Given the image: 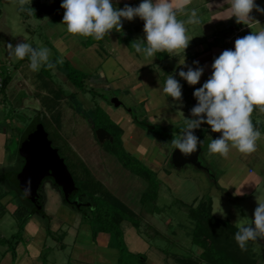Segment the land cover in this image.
Instances as JSON below:
<instances>
[{
  "label": "rangeland",
  "instance_id": "rangeland-1",
  "mask_svg": "<svg viewBox=\"0 0 264 264\" xmlns=\"http://www.w3.org/2000/svg\"><path fill=\"white\" fill-rule=\"evenodd\" d=\"M111 2L114 8L119 10L122 9L125 4L137 7L142 0H132L129 3L113 0H111ZM197 2L198 0H192L187 10L177 13V19L187 20L188 10H191L192 6L197 4ZM43 4L45 7H49L48 3ZM259 5L261 8H264V0H259ZM29 6L31 9L35 8L31 2ZM27 8L28 6L26 5L25 11H21L18 0H0V62L3 65L2 69L4 74L10 75V81L6 88L7 96L5 100L0 102V112L4 114L6 119L20 123V125L23 124V127H19L18 129L20 132L35 115H40L43 126L52 141V146L58 149L60 156L64 158L69 170L74 174L76 179H74V182L76 181L77 183L76 187H80L78 183L81 181L79 177L82 173L79 174V172L83 171L81 170L82 164L76 161L75 165L78 170L72 167V161H75V157L72 153H67L65 148L61 146V144H63L67 149L70 148L66 141L69 136L72 137L70 141L72 146L80 153L84 160L87 161V165L90 166L89 169H91L95 175L97 174L105 177L107 182L106 185L113 189L119 197L129 203L136 211L139 209L138 198L139 196L141 197L139 194L144 186H146V182L143 178L137 179L125 170L120 172L117 168L112 166L111 163L106 162L103 149L101 146L99 147L94 138H92L93 135L92 132L87 129L88 126L85 127L84 123H82L83 120L89 119L91 115L90 111L100 107V109L105 112L102 115L103 122L109 123L112 121L114 123L115 120H112L115 114L114 112H121L123 115L129 114L130 117H145L149 122L156 124L158 127V133L160 134L156 135V133L148 132L146 129L134 123L135 129L132 131V134L136 140H141L140 142L143 147L141 145L140 147L144 149L143 152L147 153L146 157L143 159L138 158L137 153L139 152H132L131 154L133 150L130 149V151L128 150L129 148H124L141 162L137 163L135 167H141V171L154 174L155 178L158 179L156 190L152 187L146 189L143 194V200H140L142 219L135 215L131 218L125 214V221H129V223L132 224L131 221L133 220L138 225V231L140 235L147 240L150 246V252H152L151 254H153L154 250H158L162 253L169 252V254H176L183 258L196 260L192 255H197V249L191 244L188 234L185 233L186 228L187 230L190 228L188 226L191 221L189 207L195 199V204L202 198L212 199V214L219 218H227L233 221L237 226L241 223H251L253 214L248 215V211L252 209L251 206L247 207L245 205L246 199L243 198V195L233 191L231 185L228 184L227 181V178H229L232 173H235L237 177L243 179L248 169H254V171L257 172L259 168L257 169L255 165L258 166V163L255 162V165L250 163V161L253 162L249 156L250 154L241 153L237 149L232 148L231 142H229L230 151L227 158L220 156L218 153H210L208 145L211 139L218 138L221 133H213L209 126L206 127L207 134L204 136V139L201 138V130H193L194 135L198 138L200 136L199 140L202 142V150L199 160L207 171L196 168L192 164L175 167L171 163V152L173 148L169 147L168 144H170L174 136L180 135L184 118L194 119V117L191 115V111H188V105L183 97L181 101H175L172 97L164 93L163 88L168 72L179 73L181 69L187 71L185 65L191 66L192 63L184 59L186 57L191 59L194 55L192 47L199 42L200 36L202 37L201 32H203V28L200 24H186L188 30L187 35L190 39L188 47H190V49L176 50L172 53L160 52L156 53L153 59H146L142 53H136L131 45L134 41L144 40L145 38V33L143 31L144 21L140 17H134L131 21L122 18V28L120 31L113 29L106 34L103 39L96 40L93 36L84 37L69 33L66 29V25L62 23L64 12L60 13V11H54L48 15L45 11L42 12L40 16H35L34 14L29 15ZM202 11L198 10L200 19L207 18L206 10ZM59 14H62V16L60 17ZM25 17H27V19H25ZM256 28V26L251 27L250 31L252 32ZM57 36H60L66 46L51 50L50 47L53 48L52 38ZM214 36L218 38L216 41L219 43L220 34L218 35V31ZM21 42L28 43L37 49L47 47L51 50L50 59L53 63L57 61H68L70 65L80 73L77 74L76 79L82 82V87L73 84V82L66 77V70L62 67V63H56L54 69H49L45 65H42L38 71H32L29 67L30 59L28 56H26V60H19L14 55H9V50L6 47L7 44L11 43L15 46ZM211 45L214 44L203 43L202 49H207ZM183 56L184 58H182ZM183 60L184 64H181ZM213 62L214 61L211 63L213 64ZM23 76L26 78V81H24L25 79ZM98 76H103L106 81L99 82L97 80V82H95L94 80H96ZM34 77L39 79L38 84L40 83L42 88L51 91L52 94L44 95L46 92H43V94L38 93V95H36V93H33L32 86L34 84L32 80L34 81ZM180 79H182V83L186 82L183 78ZM203 84L204 83H198L196 85L200 88ZM197 87L193 86L191 90L193 89L195 91L198 89ZM53 93L56 95L59 93L60 96L66 98L63 105L60 104V111L64 119V130H52L46 124V118L51 110L49 106H51L52 103L54 104V100L56 99ZM112 98H117L122 104L115 106L111 101ZM146 98L147 101H145ZM149 100L157 101V105L154 107L155 109H153V107L151 108L152 112L147 109ZM170 109L172 113L179 118L176 122L173 120L172 115L169 116L171 113ZM159 110L161 111L160 113H165L163 118L167 122L166 130L161 128L163 127V123L151 120V116L159 114ZM255 114L257 113H252L251 117ZM259 117H261V115ZM256 119L258 120V117ZM164 120L162 122H165ZM79 121H82V124H78L80 123ZM175 126H179L180 131L171 135L172 128ZM150 133L154 136H151ZM120 137L122 141L123 138L122 136ZM17 138L16 132L12 138L8 140L6 145L7 156L0 162V193L4 191L7 193L13 192L11 195H15V197H19L18 190L12 188L10 184H7V182L3 180L4 178L1 177V174L6 177L10 176V172L19 168L21 165ZM104 143L108 146L107 140H105ZM104 149L106 148L104 147ZM164 152H167L169 155L166 161L161 164L163 165L162 169L159 167L156 168V166L153 165L154 159L158 156L157 154H162ZM74 155L76 156V154ZM114 155L116 156V153ZM68 158L71 165L68 163ZM130 163L132 164V162ZM108 166L109 171L105 172L104 170H106ZM168 173H171V175H166ZM213 176L216 179L220 178V182L214 183ZM91 178V173H89L87 181L92 182ZM47 179L49 178H45L43 181ZM96 181L99 182L98 180ZM40 188L38 190L39 194ZM127 192L130 193L126 195ZM154 192L155 199H152ZM4 196L5 194L0 197L1 205L8 199ZM89 196L97 203L103 202L102 196H92L90 193H76L72 195V198H76L79 203H82V211H79L77 207L73 208L61 202L59 204L60 208L51 213L49 224L52 225V231L51 233H46L44 237L46 241L43 250H41L42 260H48L46 262H49L50 259H53L56 261L58 260L57 262H59V264H69L68 257L73 249L74 235H77V239L86 242L93 240L97 231L95 221L89 220L85 222L81 220V215L84 212L90 214L91 211L95 212L94 206H90L91 199ZM12 202L14 205H17L15 201ZM87 203L89 205H87ZM253 205L255 206L254 203ZM4 208L5 212L3 215H0V236H4L0 238V258L2 252H5L9 246V250L11 251L13 245L14 247L18 243L26 245L29 239L25 233V226L23 225L20 227L18 225V217L14 212L9 209L6 212V207L4 206ZM147 212L151 214V217L153 216L155 218L149 217ZM65 218H71V221L76 218L81 224L77 226L78 233H69L64 237L63 242L66 243L64 249H58L56 244L59 242L57 238L60 232H55L56 230L53 228V226H55L54 221L64 220ZM40 221H43V219L40 218ZM127 222L119 226L121 232L118 233L117 237L115 233H113L115 230H112L113 232L111 230V232L106 231V233L109 234L106 238L108 242L110 241V246L118 248L120 254V261H118V264H151L152 257H149V251H146L145 254L129 251V244L125 243L124 240L125 225L123 224H127ZM234 242L233 248L236 245L238 246L237 242ZM248 243L251 251H249V255L247 252V255L255 259V264H264V238H260L258 241H249ZM238 248L240 247L238 246ZM159 256H161V254ZM170 256L169 258H159L160 260L158 261L160 263L162 262V264H170V262L174 264L175 261L178 262V259H172ZM99 262L98 260V263ZM105 262L109 264L107 260ZM195 262H197V260ZM201 262V264H207L203 261Z\"/></svg>",
  "mask_w": 264,
  "mask_h": 264
},
{
  "label": "clouds",
  "instance_id": "clouds-1",
  "mask_svg": "<svg viewBox=\"0 0 264 264\" xmlns=\"http://www.w3.org/2000/svg\"><path fill=\"white\" fill-rule=\"evenodd\" d=\"M18 2L21 11H25L27 5L29 15H33L34 10L29 6L31 0ZM191 2L142 0L137 7L125 4L118 10L111 0H63L60 7L65 10L62 23L69 33L93 36L96 40L103 39L113 29L120 31L122 18L131 21L134 17H140L144 21L145 38L131 45L136 53H142L146 59H153L156 53H172L188 47L190 39L186 24H200L201 19L196 9L188 10L187 20L177 19V13L187 10ZM254 9L264 14V8L257 5L255 0H231L230 17L235 16L238 23L255 24L259 30L236 39L234 50H224L215 58L211 66L212 75L193 92L197 104L191 109V115L196 119L184 118L180 135L174 136L170 142L173 149H179L185 156L197 152L198 144H202L193 130L203 123L209 125L213 133H221L218 138L211 139L208 145L210 153L227 158L229 142L232 148L241 153L256 151L261 132L254 129L251 115L254 106L264 111V27L250 15ZM6 47L8 54L19 60L28 56L32 71H38L42 65L54 69L56 63H62L51 61V50L47 47L37 49L25 42L15 46L8 43ZM193 63L198 64L197 61ZM181 64H184V60ZM185 67L187 71L181 69L179 76L189 85H196L204 69ZM181 88L178 80L172 75L167 76L163 88L167 96L181 101ZM260 238H264V202L258 203L251 223L239 224L234 234L242 250H247L249 241H258Z\"/></svg>",
  "mask_w": 264,
  "mask_h": 264
},
{
  "label": "crops",
  "instance_id": "crops-1",
  "mask_svg": "<svg viewBox=\"0 0 264 264\" xmlns=\"http://www.w3.org/2000/svg\"><path fill=\"white\" fill-rule=\"evenodd\" d=\"M58 1L62 3V0H58ZM113 1H120L122 3H129L132 0H113ZM31 3L32 4H35V3H48L49 4V1L48 0H32ZM61 3H60V5H61ZM255 3L257 5H259V0H255ZM230 5H231V0H198L197 4L192 6V9H196L197 11L198 10H201V11L206 10V14H207V18L201 19L200 26L203 28L204 33L201 32L202 37L200 36L199 42L194 44L192 47L193 52H194L193 57L191 59L187 58V57L184 59L187 62L189 61L193 64V65L191 64L190 67H192L194 70L197 67H202L204 69L203 74L201 75L198 83H205L209 79V77L212 75L213 70L211 67L212 66L211 62L214 61L215 58H218L219 55L224 50H234L235 40L248 35L251 32L250 28L256 26L255 24L249 25V24H245V23H238L237 18L235 16L230 17V15H231ZM47 13L49 15L52 12H47ZM250 15L253 16L255 18V20L259 21L260 26L264 27V14L258 13L254 9L252 11V13H250ZM59 16L61 17L62 14H59ZM25 19H27V17H25ZM57 24H59V23H57ZM256 27L257 28L254 29V32L259 30L258 26H256ZM217 31H218V35L220 34V42L219 43L216 41L218 38H216L214 36V35H216ZM202 42L203 43H210V44L213 43L214 45H211L207 49H202V44H203ZM52 43H53L52 44L53 48L50 47L51 50L52 49L55 50L58 47L61 48V47L66 46V45H64V42H63V40H61L60 36L52 38ZM187 48L190 49V47H187ZM182 58H184V56ZM24 59L26 60V57ZM194 61H197L198 64H194L193 63ZM18 69H19V67H18ZM8 76L10 77L9 74H8ZM37 76H38V74H37ZM24 79H25L24 81H26L25 77H24ZM38 80L39 79L36 77H34V81L32 80V82L34 84L33 86L31 85L32 83L30 84L32 86V89H33L32 92L36 93V95H38V93L43 94V92H46L44 95H51L52 92L42 88L41 84L40 83L38 84ZM97 80L99 82H104L105 78L103 76H98L97 79L94 81L97 82ZM6 90H5V97L7 96ZM37 99H38V96H37ZM65 101H66V98H63V99H61L60 103L63 105V102H65ZM145 101H147V98L145 99ZM155 105H157V101H150L149 100V104L147 105V109L150 112H152L151 108L153 107V109H155L154 108ZM57 107H54L53 110H50V114L46 118V122H47L46 124L52 130L55 129V130L59 131L60 129L64 130L65 127H63L64 126V119L62 117L63 114L60 111L61 106L60 107L57 106ZM170 111H171V113L169 114V116L172 115V118L175 122L177 120H179L178 116L175 115L174 113H172L171 109H170ZM160 112L161 111L159 110V114H156V116H151V120L154 122L160 121V123H163L162 126L166 127L167 122L163 118V115H165V113L164 112L160 113ZM52 113H54V115L55 114L59 115V123L58 124L54 121L53 116L51 115ZM114 113L115 114L113 115L112 120L113 119L115 120V121L113 120L114 123H116L122 131L121 136L123 138L122 139L123 147L127 148V149L129 148L128 150H130V149L133 150V151L130 150L131 154H132V152H139V153H137V156L139 159H143L144 157H146L147 153L143 152L144 149L140 147V145H141L140 141L141 140H136L132 134V131H134V129H135V125H134V122L132 120V117H130L129 114L128 115L124 114L125 115L124 116L123 113H121V112H114ZM253 113H257L251 117L254 129L261 131V136L257 140L256 151L250 153L249 156L251 157V160H253V162L250 161V163L253 165L258 163V166L255 165V167L257 169L258 168L259 169L257 170V172H255L254 169L253 170L248 169V172H246V175L243 179L237 177L235 175V173L230 174V177L227 178L228 184H230L232 187L231 189L233 191L243 195V198L246 199L245 205L247 207L251 206L252 209H250V211H248V215L253 214L252 212H254V210L258 206L259 202H264V131H263L264 130V111H261L259 106H254ZM90 114L91 115H90L89 119H87V120L85 119V120H83V122L82 121L81 122L84 123L85 127L88 126L87 129L92 132V135H93L92 138H94L95 142L99 145V147L101 146V148L103 149V151L105 153L104 157L106 158V162L111 163L112 166H114L115 168L118 169V171L122 172V170H125L130 175H133L137 179H140L141 177L132 173L130 170H128L126 167H124L114 154L105 150L104 147L102 146V144L97 141L95 133H93L94 130L92 129L93 120H94V116L92 114V111H90ZM260 115H261V117H259ZM257 117H258V120L256 119ZM39 118H40V115H39ZM163 120L165 122H162ZM81 122L80 123L77 122V123L82 124ZM19 127H23V124L20 125V123L12 122L10 119H6L4 114H2L0 112V162H2L5 159V157L7 156L6 155L7 142L9 139L12 138V136L16 132H17V137H18L17 139L19 141V137L21 135L20 131L18 130ZM71 128H73V127H71ZM196 130H199V131L204 130L203 133L200 131V133H202L201 138L204 139L205 138L204 136H206V134H207L206 127L200 126ZM150 135H151V133H150ZM151 136H154V135L152 134ZM199 138H200V136H199ZM71 139H72V137L69 136V137H67L66 141L68 142V145L71 147L72 151L76 154V156L73 154V156L75 157V160L76 161L79 160L82 163H84L86 168L90 171L92 178L98 180L108 192H110L116 199H118L126 207H128V209L132 210L134 212L135 216L140 217V219H142L141 208H140V204H141L140 198L141 197L139 196V198H138L139 209L136 211L132 206L129 205V203H127L121 197H119L113 189H111L110 187H108L106 185L107 182L105 180V177H103L102 175L101 176H99L97 174L95 175L92 172V170L89 169L90 166L87 165V163H86L87 161L84 160V158L80 155V153L77 152L75 150V148L72 146V144L70 142ZM168 145H169V147H171L170 144H168ZM198 146H200V144H198ZM201 150L202 149L200 146V152H199L198 158H200ZM157 155L158 156L156 157V159H154L153 165H155L156 168L159 167L160 169H162L163 165H161V164L166 161V158L169 154L167 152L166 153L164 152L162 154L160 153ZM171 163H172V160H171ZM175 167H177V166H175ZM179 167H181V166H179ZM19 168H17V169H19ZM17 169H14V171L15 170L17 171ZM202 170L207 171V169H202ZM104 171L108 172L109 166ZM12 174L15 176V172H13ZM166 175H171V173H168ZM212 178L214 179V183L220 182L219 181L220 178L216 179L214 176ZM234 179L236 180V183H235ZM44 182H45V184H44ZM232 184H234V185H232ZM40 189H41L40 194L42 195L41 201H40V203L42 204V211L39 212V210L37 209V212L34 213L33 215H31L28 218V220L24 223L25 231H26L25 233L29 237L26 245H22L21 243H18L15 245V247L11 251L9 250V248H7L5 250V252L4 251L2 252V256L0 258V264H59V262H57L58 260L56 261V260L50 259L49 262H46L48 260H42L41 259L42 251L41 250H43V247H44V244L46 241V240H44L46 233H51V231H52V225L49 224V222L51 220L50 219L51 213L54 211H57V209L60 208L59 204L61 202L65 203V204H68V203L63 201V196H62L61 190L59 188L55 187L51 180L47 179V180L43 181ZM146 189H147V184H146V186H144L143 190L140 192L139 195L142 196V194L145 192ZM8 193H9V195H8ZM8 193H7V195L4 196V197L8 198L7 200H5L6 202L4 203V206L6 207V212L8 209L13 211L14 208L20 204L19 197H17V196L15 197V195L14 196L11 195L13 192L12 193L8 192ZM128 193H130V192H127L126 195ZM9 196H11V197H9ZM12 201H15L17 205H14ZM195 201H196V199L193 200L192 203L190 204L192 207L196 206L200 200L197 201L196 204H195ZM10 202H12V203H10ZM253 203L255 204V206L253 205ZM68 205H70V204H68ZM212 209H213V201L211 199V213H212ZM147 214H149V217H151V214L149 212H147ZM212 215H214V214H212ZM215 217L218 220L219 219L220 220H227L230 225H233V226L238 228V226L235 225L233 223V221H231L227 218L225 219V218H219L217 216H215ZM40 218L43 219V221H40ZM151 218H155V217L152 216ZM67 220H69V221H67ZM75 220H76V218H74L72 221H71V218L70 219L65 218L64 220L54 221L55 226H53V228L56 230L55 232H60V235L57 238L59 242H57V244H56V247L58 249H64L66 243L63 242V239L65 236H67L69 233H72V234L78 233L77 232V226H80L81 223L79 220H76V221ZM81 220H82V218H81ZM125 220L126 219H124L120 223L121 226H122V223L127 222ZM146 221H150V220H146ZM148 224H149V222H148ZM123 225H125L124 226L125 227L124 240H125V243L129 244L128 248H129L130 252L145 254L146 251H149V257H152L151 258V262H152L151 264H162V262L160 263L158 261V260H160L159 258H161V259L163 257L169 258L170 255H171L170 257L172 259H175V258L178 259V262L175 261L174 264H185V262H182L183 257L178 256L176 254H169V252H165V253L163 252L162 253L158 250H154L153 254H151L152 252H150V246L148 245L147 240L140 235L138 228H136L133 224H130L129 221L127 222V224H123ZM151 225H149V226H151ZM193 225H194V221L191 219L190 223L188 224V226L190 228H189V230H187V228H186L185 233L188 234V238L190 239L191 244L193 246H195V248L197 249V255H192L197 260V262L195 264H201L202 263L201 261L209 264L206 260H204L202 258V256H203L202 252H203L204 248L201 245H194L192 243L191 229H192ZM214 225L215 224H213V226ZM216 226L220 227L221 223L217 222ZM185 233H184V235H185ZM107 235H109V234L106 233L105 231H96L95 237L90 242H86V241H83L81 239L79 240V239H77V235H74L75 239L73 240V249L70 252L69 257H68L69 264H106V262H105L106 260L109 262V264H118V261H120V254H119L118 248H116L114 246L113 247L110 246V241L108 242V239L106 238ZM229 236H230L229 240L233 241L232 243H234V241H235L234 234L230 233ZM3 237L4 236H2V237L0 236V238H3ZM235 247L233 248V245L229 244V246L226 247V250H227V252H231L234 254L238 253V255H243V256L249 257L248 256L250 254L249 251H251L249 243H247V250H241L240 248H238L237 245ZM247 252H248V255H247ZM160 254H161V256H159ZM98 260L100 261L99 263H98ZM186 263L188 264L189 262H186ZM61 264H64V263H61ZM170 264H172V263L170 262Z\"/></svg>",
  "mask_w": 264,
  "mask_h": 264
},
{
  "label": "trees",
  "instance_id": "trees-1",
  "mask_svg": "<svg viewBox=\"0 0 264 264\" xmlns=\"http://www.w3.org/2000/svg\"><path fill=\"white\" fill-rule=\"evenodd\" d=\"M48 1H49L48 8L45 7L43 3L33 4L35 6V8L33 9L34 10L33 14L35 16H40V14L45 11L46 12L60 11V13L64 12V10L60 7V2L58 0H48ZM62 67L65 68L66 70V77L69 78L71 82H73V84H76L77 86L82 87V82L76 79L77 74H80V73H78L77 70L74 67H72L68 61H63ZM167 74L172 75L181 84L182 97L185 100L186 104L188 105L187 107L188 111H191V109L197 104V100L193 96L194 90L193 89L191 90V88L193 86L197 87V85H189L186 82L182 83V79H180L181 77L179 76L178 73L168 72ZM9 80H10V77L6 75L4 79V90H6ZM53 96H55L56 99L54 100L55 103L54 104L52 103L51 106H49L51 110H53L54 107H57V106L60 107L61 99L65 98L63 96H60L59 93L58 95L53 93ZM4 100H5V94H4ZM104 113L105 112L102 111L100 107H97L92 110V114L94 116L92 129L95 131L96 128L102 127L112 137V141L107 140L108 146L105 145V143H102V146L105 147L106 148L105 150H107L108 152L113 153V154L116 153L118 160L124 167H126L132 173L143 178L147 184V189L152 187L156 190L158 186V179L155 178L154 174L148 173L147 171H141V167H138V166L135 167L137 163H141V162L124 149L122 141H121V137H120L122 133L120 127L116 123H113L112 121H110L109 123L103 122L104 120L102 119V115ZM51 115L53 116L54 121L58 124L59 115L58 114L54 115V113H52ZM33 118H38L41 121V119L39 118V115H35ZM194 119H196V117H194ZM132 120L135 124L142 127L143 129H146L148 132L156 133L157 135L160 134L158 133L157 125L149 122L145 117L144 118L132 117ZM105 124L108 126H106ZM201 126L208 127L209 125H207L206 123H203L201 124ZM161 128L163 130H166L167 127L163 126ZM179 131H180L179 126L178 127L175 126L174 128H172L171 135ZM201 132L203 133L204 130L203 131L201 130ZM61 146L65 148L67 153H72V155L75 154L70 149L71 147L67 149L63 144H61ZM201 149H202V146H201ZM19 157L21 159L20 168L17 169V171L13 170L12 172H10V176L6 177L5 175L1 174V177L4 178L3 180H5L7 184H10L12 188L14 189L16 188L18 190L20 204L14 208L13 212L18 217V225L21 227L24 225L28 217H30L31 215L37 212V208L35 204L26 197L22 189L19 187L17 181L15 180V176L12 174L13 172H15V175H16V173L21 169L24 163L23 158L21 156ZM69 162L70 160L68 161V163ZM77 162L82 164L81 170H83L79 172V174L82 173V175H80L79 177L81 181L78 183L80 187L77 186V189L74 192H72L68 198H63V201L70 204L71 207L74 208L75 205L73 204V201H71V199H72V195L76 193H79V194H84V193L89 194L90 193L92 196L93 195L102 196L101 198L103 202H100V203L95 202L93 198L89 196V198L91 199L90 206H94L95 212L91 211V214L84 212L81 215V218L85 222L89 220L95 221V225L97 226L96 228L97 231L106 232L110 230L111 231L115 230V232L113 231L112 232L115 233L117 237L118 233L121 232V230L119 229L120 223L124 219H126L125 214L128 215V217L133 218L134 212L128 209V207H126L118 199H116L110 192H108L104 188V186L100 182H97L96 180H94V178H91L92 182L87 181V177L89 176L90 172L88 171L84 163H82L79 160H77ZM130 162H132V164ZM75 163H76V160L72 161V167L74 168H76ZM71 174L73 176V179H75L74 174L72 172ZM49 180L52 181L55 187L59 188L53 182L51 178H49ZM75 185H77L76 181H75ZM155 192H154V196L152 197V199H155ZM6 193H7L6 191L1 192L0 197H2L4 194L6 195ZM143 194L140 198L141 201L143 200ZM41 196L42 195L39 194V197H38L39 202L41 201ZM78 210L82 211V205L78 208ZM40 211H42V204H41V208L39 209V212ZM4 212H5L4 204L3 205L0 204V215H3ZM189 215L191 219L194 221V225L191 229L192 243L194 245H201L204 248L202 252V255H203L202 258L206 260L209 264H237V263L238 264H255V259L253 258L246 257L243 255H238V253L234 254L231 252H227L226 247H228L229 244H232V245L235 244V242L232 243L233 241L229 240V237L231 236V235L229 236V233L235 234L238 228L233 225H230L227 220H220V219L218 220L214 215H212L210 198H206V199L202 198L200 199V201L198 202L196 206L194 207L190 206ZM217 222L221 223L220 227L216 226ZM131 223L136 228H138V225L133 220L131 221ZM213 224H215L214 225L215 227L213 226ZM9 241L11 242L10 239ZM13 248H14V245L12 246V249ZM195 261L196 260L194 259L182 258V262H185V264H187L186 262H189L188 264H195L196 263Z\"/></svg>",
  "mask_w": 264,
  "mask_h": 264
},
{
  "label": "water",
  "instance_id": "water-1",
  "mask_svg": "<svg viewBox=\"0 0 264 264\" xmlns=\"http://www.w3.org/2000/svg\"><path fill=\"white\" fill-rule=\"evenodd\" d=\"M111 101L115 106L122 104L117 98H112ZM94 133L99 143H103L105 140L112 141L111 135L102 127L96 128ZM18 152L24 163L16 173L15 180L38 210L41 208V203L38 201V190L45 178L53 180L60 188L63 198H68L77 189L64 158L60 156L58 149L52 146L48 132L38 118L31 119L22 130L18 141ZM199 152L200 146H198L197 152L187 156L182 154L179 149H173L172 163L177 167L192 164L197 168L204 169L198 158ZM73 204L77 208L82 205L77 199L73 201ZM87 205L89 204L87 203Z\"/></svg>",
  "mask_w": 264,
  "mask_h": 264
},
{
  "label": "built area",
  "instance_id": "built-area-1",
  "mask_svg": "<svg viewBox=\"0 0 264 264\" xmlns=\"http://www.w3.org/2000/svg\"><path fill=\"white\" fill-rule=\"evenodd\" d=\"M2 66H3L2 63L0 62V102L4 100V94H5L4 79L6 74H4Z\"/></svg>",
  "mask_w": 264,
  "mask_h": 264
},
{
  "label": "flooded vegetation",
  "instance_id": "flooded-vegetation-1",
  "mask_svg": "<svg viewBox=\"0 0 264 264\" xmlns=\"http://www.w3.org/2000/svg\"><path fill=\"white\" fill-rule=\"evenodd\" d=\"M74 200H76V199H75V198H72V199H71V201H74Z\"/></svg>",
  "mask_w": 264,
  "mask_h": 264
}]
</instances>
